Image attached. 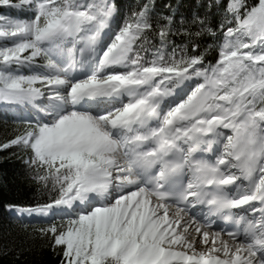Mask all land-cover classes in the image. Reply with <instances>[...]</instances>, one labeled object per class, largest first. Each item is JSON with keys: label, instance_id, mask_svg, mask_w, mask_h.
Listing matches in <instances>:
<instances>
[{"label": "snow or ice", "instance_id": "obj_1", "mask_svg": "<svg viewBox=\"0 0 264 264\" xmlns=\"http://www.w3.org/2000/svg\"><path fill=\"white\" fill-rule=\"evenodd\" d=\"M0 0V164L57 264H264V0Z\"/></svg>", "mask_w": 264, "mask_h": 264}, {"label": "trees", "instance_id": "obj_2", "mask_svg": "<svg viewBox=\"0 0 264 264\" xmlns=\"http://www.w3.org/2000/svg\"><path fill=\"white\" fill-rule=\"evenodd\" d=\"M127 3H134L135 0H126ZM157 4L163 10V5L175 0H156ZM184 5L186 12L190 14L191 6H194L197 0H180ZM11 121L7 116L0 114V139H3L10 133L7 127ZM7 153H0V156ZM23 168L18 162L0 164V264H57L58 257L48 248H40V242L32 243L31 251H24V254L17 257L14 252L4 253L6 246H23L29 248V243L24 242V234L20 230L19 221L7 211L5 205L8 203L26 202L32 195L26 183L22 180Z\"/></svg>", "mask_w": 264, "mask_h": 264}]
</instances>
